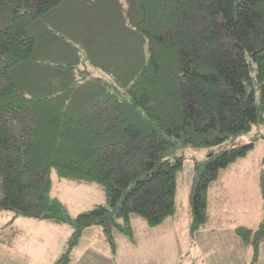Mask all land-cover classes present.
Masks as SVG:
<instances>
[{"label":"trees","instance_id":"trees-1","mask_svg":"<svg viewBox=\"0 0 264 264\" xmlns=\"http://www.w3.org/2000/svg\"><path fill=\"white\" fill-rule=\"evenodd\" d=\"M77 30H88L86 58L108 76L79 71L94 90L75 76L78 61L46 65L58 43L53 33ZM45 66L51 76L37 71ZM107 84L112 90L91 101ZM263 112L264 0H0V211L12 212L9 223L26 217L68 225L55 264L69 263L92 226L114 255L115 233L134 242L131 215L149 227L173 217L183 167L176 151L233 141ZM252 145L194 161L191 239L208 225L210 186ZM52 170L103 186L108 204L71 217L51 195ZM233 233L256 264L264 221Z\"/></svg>","mask_w":264,"mask_h":264},{"label":"rangeland","instance_id":"rangeland-1","mask_svg":"<svg viewBox=\"0 0 264 264\" xmlns=\"http://www.w3.org/2000/svg\"><path fill=\"white\" fill-rule=\"evenodd\" d=\"M49 21L46 24L47 27H51V19ZM83 24L88 28H92V31L94 30V22H85ZM83 33H88V30H84V32L80 30L60 31L57 33L55 31L53 39L57 40L58 43L56 49L52 51L50 57L45 59V61L46 65L51 62L58 65H67L69 62L76 63L78 61L74 68L75 76L80 79L78 80L79 83H83L88 87L87 90H94V85L89 83L88 79H81L78 72L85 71V78L100 77L108 79V76L95 69L94 65L86 58ZM67 55L68 57H66ZM38 68V72L51 76V67ZM108 83L113 84L111 80ZM97 88L96 95H90L91 101L102 97L107 91L112 90L108 84L105 87L99 85ZM248 143L253 145L247 154L222 169L217 182L211 185L208 190V225H224L228 228L236 226L256 227L264 221V197L261 196L260 192V177L264 174L263 112L261 121L258 124L254 125L249 132L237 136L233 141H227L218 147H181L176 151V154L183 158V167L177 174L176 211L173 219L177 223L178 228H182L188 223L191 216L188 195L192 183L194 161L203 160L209 151L216 153L235 145ZM51 180V195L58 197L66 205L71 217L88 211L95 205L108 204V196L105 189L97 183L91 185L79 184L77 181L60 176L55 170L51 172ZM12 216V212L0 211V241L1 239L4 241L0 242V264H55L65 253L66 242L69 232H71L68 225H55V223L49 221L26 217H17L14 225H11L8 222ZM130 218L132 227L135 228L133 231H136L134 239L138 240V249H135L132 253L125 252V256L126 258L129 255L143 257L146 255L147 250L144 245V232L143 229L139 228V224L148 228L151 227L146 225L145 221L137 215H131ZM89 229L94 230L96 234L100 232V228L97 226H92ZM220 234L223 235H217L211 238L209 242H204L203 251H200L198 256V263L245 264L247 262L248 264L250 254L248 253V260L244 262L240 246L242 248L245 247L236 235L233 234L234 238L241 244L237 248L236 246H230V233L227 229ZM169 236L171 237L173 234ZM121 238L126 240L127 237L118 234L116 242L120 247L123 245ZM168 249L169 253L164 252L163 254L161 252L163 250H161L156 251V254L163 257L167 255L169 258L173 246L169 245ZM261 249L260 264H264V243L261 245ZM74 259L72 264H81L79 258L75 257ZM99 261V258H94L91 263L102 264ZM183 262L184 264L186 263L184 260ZM139 264L142 263L140 262Z\"/></svg>","mask_w":264,"mask_h":264},{"label":"crops","instance_id":"crops-1","mask_svg":"<svg viewBox=\"0 0 264 264\" xmlns=\"http://www.w3.org/2000/svg\"><path fill=\"white\" fill-rule=\"evenodd\" d=\"M174 217L175 215L167 219L161 225L151 228L141 226L139 224V228L143 229L144 232V245L147 250L146 255H144L143 257L129 255V257L126 258L125 256V252L132 253L135 249H138L137 239H134V242H131L128 238H126V240L124 238H121L123 245L121 247L117 245V252L116 254L112 255L107 245L100 239L101 231L99 230L100 232L96 234L94 230H90L89 228H87L83 232L78 245L72 250L71 259L68 264H72L73 260H75L74 259L75 257L80 259L79 262L81 264H92L91 261L94 260V258H99L100 260L99 262L102 264H105L106 261H107L106 264H139L140 262L142 264H184L183 260L186 261L185 264H199L198 256L200 254V251L201 252L203 251L204 242L206 241L209 242L211 238L217 235L219 236L223 235L220 233L224 232V230L226 229L230 233V240H231L230 246L231 247L236 246L237 248L239 245H241L239 244V242H237L236 238H234L233 236L234 234L233 230L235 227L228 228L227 226L224 225L222 226L207 225L206 228L197 232L195 237L191 239L189 236V222L191 216L189 218L188 223H186L182 228L177 227V223L174 222L173 220ZM15 220L10 224L14 225ZM133 229L135 228L133 227ZM135 232L136 231H134V238H135ZM70 234L71 232H69V236ZM170 234H173V236L170 237L169 236ZM117 236L118 233H115L116 241H117ZM169 245L173 246L172 252L170 254V256L172 257L169 256L168 258L167 255L163 257L156 254V251H161V250H163L161 251L163 254L164 252L169 253V249H168ZM240 247L245 262L246 260H248V253L250 254L251 257V251L246 246H244L245 248H242V246ZM261 253H262V249L260 248L259 259L256 264L261 263ZM202 264H206V262ZM245 264H247V262Z\"/></svg>","mask_w":264,"mask_h":264}]
</instances>
